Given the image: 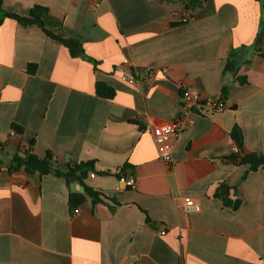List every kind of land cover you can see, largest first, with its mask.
<instances>
[{"label": "crops", "instance_id": "0c3cea01", "mask_svg": "<svg viewBox=\"0 0 264 264\" xmlns=\"http://www.w3.org/2000/svg\"><path fill=\"white\" fill-rule=\"evenodd\" d=\"M0 2V264H264V165L248 172L230 159L234 126L243 153H264V0H205L184 24L185 0ZM34 6L48 10L52 34L79 41L97 64L4 18ZM236 50L244 86L224 74ZM97 82L111 100L96 96ZM224 85L225 111L182 109L184 87L218 99ZM152 118L184 123L169 167ZM13 126L21 134L10 136ZM28 148L61 169L92 162L85 185L104 198L73 215L62 178L2 171ZM120 178L132 186L115 191ZM221 184L236 210L214 197ZM184 198L200 210L187 211Z\"/></svg>", "mask_w": 264, "mask_h": 264}, {"label": "trees", "instance_id": "16d2710c", "mask_svg": "<svg viewBox=\"0 0 264 264\" xmlns=\"http://www.w3.org/2000/svg\"><path fill=\"white\" fill-rule=\"evenodd\" d=\"M203 1L205 0H185L184 9L193 11L198 5L202 4ZM47 15L48 10L45 7L34 6L30 10V13L27 17H20L15 14L4 13V18L13 20L23 26L39 27L47 37L63 45L72 58H80L84 61L90 62L93 65H96L97 63L94 60L90 59L84 54L83 47L79 41L75 39H62L59 36L52 34L47 29ZM241 51L242 50H236L233 52L232 57L227 61L224 70V74L231 75L235 79L238 86H244L247 83L245 77L238 75V67L240 64L239 52ZM28 69L30 72L34 71L33 66H28ZM228 91L229 87L224 85L221 92V98L224 101L227 97ZM95 94L97 97L107 100H111L114 97V91L103 83L99 82L95 84ZM12 130H14L17 134H21L22 132V130L16 126H13ZM230 138L240 150L239 155H234L231 153L232 155L230 159L232 161L238 162L239 158L242 157V160L239 163L248 166V172H255L258 168L264 165V153H243V139L241 131L238 127H233L230 133ZM5 148L6 145L4 143H0V154L5 152ZM6 167V172L9 174L23 170L27 174H36L39 177L53 174L56 177L62 178L69 188L68 205L71 209L82 205L87 199H89L93 205L100 203L101 198H104L101 193L94 191L92 188L85 185V181L87 180L89 174L94 173L92 162H81L75 164L73 167L68 166L65 169H61L53 160L51 154L48 153L44 158L40 159L33 155L28 148L21 152L18 151L15 153ZM101 175H107V173ZM75 185L81 186L84 189L83 193L80 194L79 192L75 191L73 189V186ZM230 190L231 189L229 187L221 184L217 187L214 197L220 199L225 207L236 210L239 207L240 202L238 200L232 201L229 199ZM145 221L146 223H150L148 218H146Z\"/></svg>", "mask_w": 264, "mask_h": 264}, {"label": "built area", "instance_id": "2783aa9c", "mask_svg": "<svg viewBox=\"0 0 264 264\" xmlns=\"http://www.w3.org/2000/svg\"><path fill=\"white\" fill-rule=\"evenodd\" d=\"M93 6L98 7L99 0H93ZM191 11L183 9L178 15V20L181 24L188 23L191 20ZM123 64L127 67H131L130 63L124 61ZM136 72V71H135ZM164 72V71H163ZM148 74V73H147ZM121 80L129 85H133L135 83V79L132 76H128L125 74L121 75ZM182 100V109L184 111L189 112H201L203 110H209L213 113H220L227 109L224 100L220 97L218 99H209L203 98L199 94L192 91L190 87H184L181 92ZM184 127V123L180 120L174 123H164L158 118H152L149 123V133L153 138L154 145L156 148V153L159 161L164 164L166 167L171 166L172 164V149H173V138L177 136L182 128ZM15 131L10 132V136H15ZM231 153L234 155H239L240 150L236 144H234L231 148ZM2 171L6 172L7 167H2ZM133 180L120 178L118 180V184L115 187V191H120L123 188H127L132 186ZM183 206L187 211H199L200 205L199 203L191 198L183 199ZM73 215L79 213L78 208L72 209ZM161 236L165 235L164 231L160 232Z\"/></svg>", "mask_w": 264, "mask_h": 264}, {"label": "water", "instance_id": "95a60500", "mask_svg": "<svg viewBox=\"0 0 264 264\" xmlns=\"http://www.w3.org/2000/svg\"><path fill=\"white\" fill-rule=\"evenodd\" d=\"M241 160H242V157L239 158V161ZM77 188H78V191L82 193V188H80L79 186H77Z\"/></svg>", "mask_w": 264, "mask_h": 264}]
</instances>
